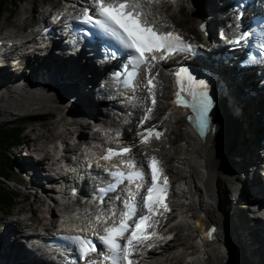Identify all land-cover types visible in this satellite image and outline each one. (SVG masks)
<instances>
[{"label":"bare ground","instance_id":"1","mask_svg":"<svg viewBox=\"0 0 264 264\" xmlns=\"http://www.w3.org/2000/svg\"><path fill=\"white\" fill-rule=\"evenodd\" d=\"M183 1L188 3L189 8H195L198 26L206 20H209L212 26L216 28L225 26V19L221 18V16L227 10L220 7L219 0ZM33 2L34 13L32 18L33 24L37 25V29H40L38 36L36 33V37L32 39L31 34H25L27 37L20 35L27 26L26 24L29 19L27 17L24 24L15 23L13 29H17V32L13 29L12 31L9 30L4 37L0 38V40L6 41V43L8 41L16 43V47L4 56V64L1 65L3 71L0 72V114H12L9 110L3 109V107H6L5 105L11 102V97L8 94L11 93L12 87L17 84V80L12 79V77L9 79L7 76L12 74L11 70L13 71V67L19 68L23 66L28 56H35L36 61L33 63L29 61L27 66L31 73L28 71L23 79H27V83H29L28 80L32 82L34 80L32 78L33 73L39 69H44L48 72L50 78H52L53 86L50 87L47 93H42V97L37 100L31 97L32 89H29L28 86V90H26L29 92L26 95L28 96L27 99L31 100L33 105L41 108L45 116L53 114L52 112L56 111L54 117L56 119L48 121L49 124L47 126L51 125V128L54 127L53 129L59 134L56 138L61 139L62 142L65 141L64 143L68 141V150H70L69 153H72L79 150V145L81 141L86 139L87 130H89L91 124L90 119L82 115L81 119L84 120L81 126L82 131L80 139L76 141L73 132L74 127L78 125L80 120L77 118L78 115L73 113V111L71 112L73 114L72 118L67 115L65 116L64 110L68 108H66L62 100L68 96L65 94L68 91H63L66 89L67 83H74L71 84L72 90L77 91L78 94H70L68 98L69 102L72 105L76 104L80 106L82 100L85 109L88 108L89 111L91 105H87L84 96H88L90 104L96 101L97 88L95 85L98 83L97 78L105 71L107 66L101 64L99 57L91 56L92 52L73 56L76 44H81L75 41L74 37L70 34H66L64 39L58 40L56 47L48 49H44L43 45L45 42L39 39L41 37L39 34L44 30L43 24L49 20L45 11L48 6L56 4L54 6L55 9L61 10L63 8L61 11H57L56 14H61L68 9L70 10L69 7H72L74 13L79 14L89 5V0H34ZM65 2L72 6H64ZM143 2L152 13L153 18L151 20H154L159 27L170 29L177 26L174 23L173 15H168L165 12L164 6L165 3L169 5L175 2V0H143ZM42 7L46 9H42ZM67 17L66 15L65 18ZM183 32L187 33L189 38L192 37L194 40L202 41L200 34L193 28L189 30L183 28ZM8 35L11 37L7 39ZM17 35H19V39H16V42L13 38ZM212 35L214 38L211 41L214 42L211 44L215 45H207L205 42L202 45L207 48L213 47L217 49L220 45L219 38L213 32ZM27 38L28 40H26ZM222 43L224 42L222 41ZM214 52L218 51L214 50ZM43 53L48 55L47 58L45 56H37ZM2 58L3 56L0 55V59ZM189 58L194 61L192 64L194 70L199 66L201 67V63L205 64L201 60V56ZM42 61H44V64L51 65L55 73L52 74L50 68L44 66ZM179 61L180 59L177 61L171 59L161 66L157 65L159 73V99L156 112L153 113V122L161 125L167 131L165 144L168 147L166 146L160 152V155L167 168L168 175L172 177L175 183L174 187L177 192L172 199L174 213L167 217L166 223L162 227L164 235H158L164 236V238L162 237L163 239L161 240L156 238L152 242L153 246L160 245L161 247L152 254L150 253L146 260L149 264H228L234 260L244 264H264V211L259 209V207H264V202H260L264 201V156L260 147L264 138V95H261L256 100V103H252L250 102L252 100L243 92L244 88L249 87L258 91L259 81L255 80L256 76L243 78L241 82L235 78H230V81L233 83L230 87L233 103L237 104L242 110V114L238 117L230 116L234 122L233 127L238 129V134L220 137L222 126H219L220 129L216 136L210 133L207 140L202 141L196 136L193 127L191 128L187 125L184 117L181 116V112L172 109L171 105H166L172 101V94L177 89L176 79L172 74H166V71L171 66H176ZM20 69L14 75L19 76L17 74H19ZM153 70V68H150V72ZM147 73L148 70L144 72V74ZM147 80L143 82V79H141L139 84L137 83L138 85L135 84V90L130 96H124L121 102L124 104L121 105V109L124 111L127 120L126 126H124L125 131L127 130L126 140L131 143L136 141L137 133L144 127L142 121H144L145 116L149 113L150 98H147L149 96L146 89ZM19 91L25 92L22 87H20ZM97 91L102 96L100 90ZM74 97H79V99L75 101L73 100ZM69 102L66 103L69 104ZM54 103H56V106L53 105ZM17 109L15 108L16 111ZM97 115L99 114L94 111L92 112L94 118ZM223 121L225 120H220V123L222 124ZM59 124H62L65 129L59 130ZM26 131L29 132L25 135V147L22 152L27 150V152L31 151L34 155H28L25 158V164H21L20 166L23 167L25 165L28 178L32 180V185L35 188L38 186L36 190L40 191V189H44L45 185H48L44 181H48L47 183H49L50 179L48 178L51 177L52 172L57 173V176L61 175V171L56 167L58 159H54L52 163H49L50 158L47 153L49 152L50 145L40 143L38 149L37 144L41 139L49 140L54 137H47V131H43L42 123L40 127L33 125ZM49 132H51V129H49ZM232 137H237V140L235 139L236 143L228 144L227 150H225L222 147L223 145H221V139L223 138L227 141ZM126 140L124 141L125 144ZM35 146L36 148L32 150ZM144 151L137 149L136 152L134 151L136 153L135 157L142 159ZM35 155L39 160H35ZM46 164L48 168L47 166L45 168L44 165ZM80 166L77 168V173L74 176L72 174L62 177L59 184L61 186L65 182L66 185L75 186L83 183L79 185V188H82L85 193H92L93 190L89 189L91 180L98 179V177L94 176L88 181L89 172L88 170L83 172L84 162L82 160ZM48 171L49 175L44 174V172L48 173ZM26 172L22 171V174H26ZM225 175H229V177H225ZM32 188L34 189V187L30 189ZM36 190H32L28 194L33 197L31 200L32 206L35 204L37 206V208L29 209L31 216H24V220L19 219L9 222L6 230L3 234H0V264L38 263L35 257L37 249L35 247L32 249L24 242L25 233L30 226L26 222L31 220V223H33L38 213H40L37 209L44 208L46 206L45 202H47L46 197L43 194L40 195L41 191L35 192ZM47 192L45 190V193ZM260 196L263 199H260ZM50 205L52 209V203ZM46 209L43 212H46ZM97 210L93 205L89 207L84 206L76 215L70 212H65V214L57 213L55 215L53 211V217H61L65 223L73 222L82 225L83 222L89 223L90 215L97 212ZM206 211L211 217L207 215ZM18 213L25 214V208ZM52 219L51 226L55 229V219ZM200 219L203 222L208 220L210 227L215 226V224L218 227V220H222L225 231L222 235L216 234L218 242H205L203 247L200 248L198 246L193 222L201 226ZM22 222L27 227L23 231H21ZM88 225L91 227L90 224ZM221 241L227 245V248L224 247L226 250H218L221 247L219 245Z\"/></svg>","mask_w":264,"mask_h":264},{"label":"snow or ice","instance_id":"2","mask_svg":"<svg viewBox=\"0 0 264 264\" xmlns=\"http://www.w3.org/2000/svg\"><path fill=\"white\" fill-rule=\"evenodd\" d=\"M152 13L144 11L143 0H89V7L82 14L80 22L98 29L103 34L112 38L115 43L124 49L133 67L132 77L139 75V69L145 64L154 66L152 62L158 63L168 55L190 50L192 45L183 41L182 37L172 31H162L154 20H150ZM59 19V17H54ZM247 34H242L240 39H244ZM156 53H161L157 56ZM150 57V59H149ZM147 80L149 93L154 88V76ZM179 86L176 92V103L178 106L191 107L198 113L201 127L206 122L207 113L211 106V100L207 94V84L204 80H197L187 68L181 67L175 73ZM182 93H186L191 99L185 98ZM152 103L155 104L153 94ZM151 112V109L148 110ZM149 136L155 135L159 139L162 133L154 129H148ZM142 143L148 142L145 137ZM131 151L129 147L120 150L109 149L105 159H110L113 155L127 154ZM130 167L136 169V162H125ZM159 161L152 157L148 161L151 181L146 192L141 196V189L144 188L145 169L141 166L125 174L122 171L111 172L115 183H110L107 188L99 191L107 193L115 191L119 184L125 179L129 182L139 180L135 191L129 189L128 199L124 202L126 211L123 212L118 225L106 228L105 235L98 237L101 244L105 246L98 258L89 259L95 252L96 244L88 237L66 236L64 239L73 243L80 254V258L87 260L88 264H137L133 257L150 245L147 241L156 236L155 227L159 223L154 219L157 215H162L160 209L168 211L166 196L168 192V178L163 176V170L158 167ZM163 176V183L159 178ZM141 196V203L138 205L136 198ZM119 199V197H117ZM151 230V231H149ZM127 234V235H126Z\"/></svg>","mask_w":264,"mask_h":264},{"label":"rangeland","instance_id":"3","mask_svg":"<svg viewBox=\"0 0 264 264\" xmlns=\"http://www.w3.org/2000/svg\"><path fill=\"white\" fill-rule=\"evenodd\" d=\"M33 1L34 0H16V2L14 4H12V5H10L8 7L9 8L7 10L8 12L4 13L2 16H0V38L4 37V31H3L4 28L11 27L10 29H12L15 26V23L23 24L24 21H25V18H27V17H29V19L27 21V24H26L27 26L25 27L24 31H26L29 27H31L32 29H35L37 27V25L33 24V18H32V15L34 13V11H33L34 10V2ZM56 1H58V0H56ZM43 4H45V3H43ZM38 5L40 6L39 2H38ZM164 6H165V9H166L165 12L168 15H173V20H175L174 23L178 26V28H179V30H181V32L183 31V28H185L186 30H189V29H192V28L196 29L195 25L197 24V22H198L197 20L198 19L195 16V14H196L195 13V8H189L188 3L186 1L175 0V2H172L169 5H167V3H165ZM42 9H44V7H42ZM198 9H200V8L198 7ZM11 14L13 16L11 18H9V16ZM29 31L30 30H28L27 32L29 33ZM182 33H184L187 36V38H189L187 33H185V32H182ZM191 39H193V38L191 37ZM37 56H39V57L45 56V58H47L48 55L43 53V54L37 55ZM29 61L32 62V63L35 62L36 61V57L33 56V55L32 56H28L26 58V60L24 61V65L19 67V68L13 67V71L11 70L12 74L11 75L9 74L7 77H9V79L12 77V79H15V80L23 79L24 76L27 74V72L28 71L30 72V69L27 68ZM43 62L44 61H42V63ZM44 66H46L47 68H50V71L52 72V74L55 73L53 71L51 65H47L45 63ZM19 69H20V72H18L19 74H17L19 76L14 75V73H17V71ZM1 71H3L2 67H0V72ZM54 77H56V76L54 75ZM5 106L6 107H3V109L9 110L12 114H0V128H7V127H13V126L15 127V126H19V125H22L23 127H25V130L20 134V137H19V139L20 138L22 139V144H20L18 142L12 143L13 145H17L18 144V147L17 148H13L12 147L9 151L5 152L6 154L10 153V155L15 159L13 166H18L17 167L18 170L21 171V166L20 165L21 164H25V158H27L28 155H30L29 154L30 152H27V150L22 152L23 148L25 147V144H24L25 143V139L24 138L26 137L25 135H26L27 132H29V131H26V130H29V127H31L33 125L40 127V124L42 122H39V121H36V122L28 121V118L19 117L18 115H20V114L14 115L15 113H17V111L15 110V108H17V105H16V103L14 101L9 102ZM52 113L53 114L46 115L47 118L52 117V119H53L55 117L56 111H53ZM40 117H42V116H40ZM52 119L47 120L46 122L42 123L43 131L44 132L47 131V137L48 138L49 137H54V138L56 137V130L53 129L54 127L51 128V125L47 126L49 124L48 121H51ZM49 129H51V132H49ZM235 139L237 140V137L236 138H234V137L230 138V140H231L230 144L236 143ZM0 160H3V157H0ZM23 166H25V165H23ZM44 166L46 168V166H48V165L46 164ZM17 168H16V170H17ZM44 174L47 175L48 173L44 172ZM225 177H229V175L228 176L225 175ZM14 178L17 179L19 177L17 175H14ZM4 187H5L6 190H8V191L12 192L14 195H16L17 204H16L15 208L12 211L8 209V211H10V213H11L10 215L6 214V213H1L0 214V234H3V232L6 230L9 222H12L13 220H19V219L24 220V218L26 216H28V214L25 215V214H19L18 213L20 210L25 208V206L27 207V205H28V204L27 205L23 204V200L25 199L24 198L25 195L18 196L12 190V188H10V187L8 188L7 186H4ZM32 198L33 197L31 196V199ZM31 199H30V201H31ZM30 204L31 203H29V205ZM207 215L209 217H211V215H209L208 212H207ZM22 223H23V226L21 228V231H23V229L26 230V228H27L26 225L24 224V222H22ZM25 235H26V233H25ZM219 245H221V247L218 248V250H222V249L226 250L227 245L223 244L222 241H221V243ZM224 247H226V248H224Z\"/></svg>","mask_w":264,"mask_h":264},{"label":"trees","instance_id":"4","mask_svg":"<svg viewBox=\"0 0 264 264\" xmlns=\"http://www.w3.org/2000/svg\"><path fill=\"white\" fill-rule=\"evenodd\" d=\"M15 2L16 0H0V15L4 14L9 9L8 7ZM21 130L20 125L0 128V157H3V160H0L1 175L11 176L13 174L14 158L5 152L8 151L12 143L18 142L22 144V139H19ZM15 203L16 197L12 192L0 185V214L8 212V209L13 210L16 206Z\"/></svg>","mask_w":264,"mask_h":264},{"label":"water","instance_id":"5","mask_svg":"<svg viewBox=\"0 0 264 264\" xmlns=\"http://www.w3.org/2000/svg\"><path fill=\"white\" fill-rule=\"evenodd\" d=\"M228 264H244V263L234 260V261H230Z\"/></svg>","mask_w":264,"mask_h":264}]
</instances>
